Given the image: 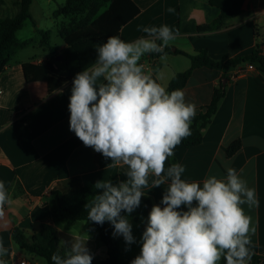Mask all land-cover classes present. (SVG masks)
I'll list each match as a JSON object with an SVG mask.
<instances>
[{"label":"crops","instance_id":"0c3cea01","mask_svg":"<svg viewBox=\"0 0 264 264\" xmlns=\"http://www.w3.org/2000/svg\"><path fill=\"white\" fill-rule=\"evenodd\" d=\"M132 1L140 12L115 36L126 42L135 41L146 36L137 30L141 25H168L177 32V39L165 48L170 50L163 54L165 59H143L146 54L140 61L141 64L154 63L145 73L151 74L166 89L177 74L188 71L192 66L191 59L177 54V50L188 54L207 50L213 60L226 61L250 54L258 45L264 48V0H244L237 17L222 29L206 33L183 32L182 26L189 21L197 26H208L218 21L221 12L212 7L209 0ZM35 3L36 0L31 13ZM170 7L174 12L167 11ZM57 9L50 12V17L63 18L54 16ZM0 12L13 13L11 17H14L19 7L9 1ZM3 17L0 14V18ZM29 21L39 39H23L29 44L12 58L6 72L0 74V181L5 183L10 195V202L4 205L5 215L0 218V242L7 249L0 258L6 264H20L21 261L41 264L40 257L17 246L13 230L20 228L28 238H32L49 216L53 190L62 191L63 184L75 178L84 185L113 177L118 181L127 179L124 175L126 166L112 165L110 159L86 147L69 130L68 105L72 81L78 72L94 62L95 46L105 39H88L69 46L59 35V27L57 32L61 42H52L57 48V54L52 55L39 44L40 32L44 30L33 16ZM23 29L17 32V36ZM52 34L51 31V37ZM56 59L64 61L65 68L60 69ZM221 82L225 85L226 95L205 129L203 141L190 148L181 142L165 167L179 163L186 169L182 178L201 182V185L208 176L223 179L228 167L235 168L256 191L258 206L251 209L246 205L243 207L252 217L255 228L249 247L253 254L263 258L261 264H264V74L258 69L239 74V69H234L229 72L228 80L224 78L223 71L196 69L182 89L186 101L195 103L196 112L205 108ZM237 141L241 143L240 150L229 157L228 150ZM152 179L154 177L149 176V187L144 189L143 196L151 208L160 203L167 187L151 189ZM17 181L19 189L15 187ZM140 205H144L143 202ZM148 215L139 214L129 220L136 243L126 245L123 237L115 236L121 244V262H127L140 253L139 241ZM56 229L63 253L65 245L62 241L80 239L87 241L95 262L108 258L107 247L99 243L94 225L79 221L70 229L63 225H56Z\"/></svg>","mask_w":264,"mask_h":264},{"label":"clouds","instance_id":"9594fccd","mask_svg":"<svg viewBox=\"0 0 264 264\" xmlns=\"http://www.w3.org/2000/svg\"><path fill=\"white\" fill-rule=\"evenodd\" d=\"M137 30L146 36L132 42L109 36L97 44L94 62L72 81L69 130L112 165L127 168L126 180L94 184L99 192L85 204L87 220L101 226L108 222L113 236L123 237L126 245L136 243L129 216L140 206L152 176L151 189L167 187L149 212L140 253L130 264H220L222 259L249 264L255 228L243 206H258L255 188L232 167L223 179L210 175L202 185L182 178L186 169L179 163L165 167L176 146L192 135L196 105L186 101L182 89L169 92L140 63L146 54L164 53L177 32L168 25ZM9 202L0 181V218ZM62 242L64 254L54 253L53 264H92L87 241ZM6 252L0 242V257ZM0 264L6 262L0 259Z\"/></svg>","mask_w":264,"mask_h":264},{"label":"trees","instance_id":"16d2710c","mask_svg":"<svg viewBox=\"0 0 264 264\" xmlns=\"http://www.w3.org/2000/svg\"><path fill=\"white\" fill-rule=\"evenodd\" d=\"M9 1L19 7V12L14 17L0 18V74L6 72L12 58L29 44L28 41H20L17 32L23 29L29 20H32L31 7L34 0H0V10ZM243 1L209 0V4L221 12L218 21L208 26H197L193 21H189L183 24L182 31L206 33L222 29L230 20L239 15ZM139 12V8L132 0H66L65 5L58 8L54 16L65 19L60 26L59 35L71 46L88 39L106 40L109 36H115L122 26L137 16ZM39 44L48 49L52 55L57 54V48L51 43L50 30L40 32ZM262 48V45H258L250 54L226 61L213 60L207 50H199L195 54L177 50V54L188 56L191 59L192 66L188 71L177 74L167 90L171 92L175 89H183L193 72L200 68L223 71L224 78L228 80L231 70H243L248 64H254L264 74ZM166 52L170 50H165L164 53H151L143 59H158ZM56 64L60 69L65 68L64 61L56 62ZM225 95V85L221 82L220 86L214 90L210 104L196 112L191 124L192 135L182 140L187 148L201 144L204 131L212 122ZM240 147L239 141L233 143L228 150V156H234ZM110 179L114 184L119 182L115 177ZM63 185L62 191L57 189L52 191L49 216L41 223L32 238H28L25 231L20 228L13 230V240L17 246L31 255L44 259L46 264H53L51 257L54 253L61 256L64 254L60 249L56 225H63L66 229H70L77 222L84 221L95 226L99 243L107 247L108 258L101 262L93 260L92 264H130L135 257L127 262L120 261L121 244L120 240L113 236L112 225L105 222L101 226L87 220L85 204L93 198L95 193L99 192L94 189V184L84 185L80 179L75 178L66 181ZM15 187L20 188L19 181L16 182ZM141 202L144 205H140L129 216V220L139 214L145 215L150 212V202L143 197ZM262 260V257L253 254L250 264H261ZM221 264H225L223 259Z\"/></svg>","mask_w":264,"mask_h":264},{"label":"rangeland","instance_id":"374dc122","mask_svg":"<svg viewBox=\"0 0 264 264\" xmlns=\"http://www.w3.org/2000/svg\"><path fill=\"white\" fill-rule=\"evenodd\" d=\"M66 0H36V3L32 9V16L34 20H36L40 26V28L44 31L51 30L52 34V42L59 44L61 39L58 35V29L62 24L64 18L55 19L50 17V12L59 8L62 4L65 3ZM105 10V9H104ZM103 10V11H104ZM0 14L4 17H11L13 13H1ZM38 35L34 30V26L32 25L31 21H28L24 27V29L18 35V39L22 41L23 39H30V38H37ZM39 39V37H38ZM41 264H46V261L40 258Z\"/></svg>","mask_w":264,"mask_h":264},{"label":"built area","instance_id":"2783aa9c","mask_svg":"<svg viewBox=\"0 0 264 264\" xmlns=\"http://www.w3.org/2000/svg\"><path fill=\"white\" fill-rule=\"evenodd\" d=\"M262 52L264 53V48H262ZM153 64H154L153 62H152V64L149 63V62L143 63V66H144L143 70L145 71L147 68H149V66H152ZM256 69L257 68H256V66L254 64H248V65H246V67L243 70L239 69V74L243 73V72H247V71H255ZM20 264H27V262L26 261H21Z\"/></svg>","mask_w":264,"mask_h":264},{"label":"water","instance_id":"95a60500","mask_svg":"<svg viewBox=\"0 0 264 264\" xmlns=\"http://www.w3.org/2000/svg\"><path fill=\"white\" fill-rule=\"evenodd\" d=\"M55 61L59 62L60 60L59 59H56Z\"/></svg>","mask_w":264,"mask_h":264}]
</instances>
